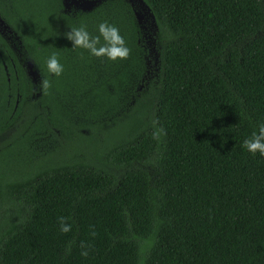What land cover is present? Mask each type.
I'll return each instance as SVG.
<instances>
[{"label": "trees", "instance_id": "trees-1", "mask_svg": "<svg viewBox=\"0 0 264 264\" xmlns=\"http://www.w3.org/2000/svg\"><path fill=\"white\" fill-rule=\"evenodd\" d=\"M142 1L151 31L129 0L90 12L0 0V161L59 143L0 173V264H264V157L241 147L264 122V0ZM101 21L119 29L125 59L64 38ZM111 109L126 132L98 152L90 131Z\"/></svg>", "mask_w": 264, "mask_h": 264}, {"label": "clouds", "instance_id": "clouds-1", "mask_svg": "<svg viewBox=\"0 0 264 264\" xmlns=\"http://www.w3.org/2000/svg\"><path fill=\"white\" fill-rule=\"evenodd\" d=\"M64 38L71 43V48L85 50L92 57L105 58L108 61L123 60L129 52L119 29L107 21H101L96 25L95 34L90 33L83 24L70 27L64 33ZM45 67L54 77H59L63 72V65L55 53L47 57ZM39 86L42 90H46L49 87V81L43 79ZM241 147L250 154H259L264 157V122L258 123L256 130L242 141ZM58 224L61 233L69 231V225L64 222L63 217L58 218Z\"/></svg>", "mask_w": 264, "mask_h": 264}, {"label": "rangeland", "instance_id": "rangeland-1", "mask_svg": "<svg viewBox=\"0 0 264 264\" xmlns=\"http://www.w3.org/2000/svg\"><path fill=\"white\" fill-rule=\"evenodd\" d=\"M102 1L103 0H101V2ZM135 6L136 5L134 4V7ZM71 9H75V8L70 6L69 9H66V11H70ZM141 13H142V19H141V24H140L141 28L145 31L153 30L154 24H153V21H152L150 15L144 11H142ZM8 30L9 29L5 30V33H4L5 36H6V33ZM90 107L91 108H88V109L90 111H92L91 113L93 114V117H97V116L100 117L102 112L107 109L106 102H103V101L100 102L99 100H96L94 102V105L90 106ZM111 110H112V114L110 115V117L109 118L107 117V118H104L103 120H101L100 123L94 125L92 127V131H90V134L93 133L96 136L95 138L98 141V143H100V145L98 146V152L100 150H102V148L107 147V141L108 140L115 139V137H119L121 135H124L126 132L125 130H126L127 124H126V122H124L125 119L122 116L123 113L121 112V113H118L116 115L115 110H113V109H111ZM116 120H118V121L116 122ZM11 157L3 158L0 161V173L5 172L6 170H13L17 166V163L15 166L14 165L15 163H13L10 160ZM29 161H32V158ZM30 163L31 162L26 163L27 167L30 165ZM24 166H25V164H24Z\"/></svg>", "mask_w": 264, "mask_h": 264}, {"label": "water", "instance_id": "water-1", "mask_svg": "<svg viewBox=\"0 0 264 264\" xmlns=\"http://www.w3.org/2000/svg\"><path fill=\"white\" fill-rule=\"evenodd\" d=\"M129 2L134 6L135 8V15L138 20V23L141 24L142 19V11L147 12V14L150 15L153 24H155L154 17L149 9V7L142 1V0H129ZM101 3V0H63V5L65 9H69L70 6H72L75 9H79L83 12H90L95 7H97ZM3 29V30H2ZM9 29V27L6 25V23L3 21V19L0 17V33L5 36V30ZM28 75L31 78V80L36 83L39 79V73L37 70H35L33 63H28Z\"/></svg>", "mask_w": 264, "mask_h": 264}, {"label": "flooded vegetation", "instance_id": "flooded-vegetation-1", "mask_svg": "<svg viewBox=\"0 0 264 264\" xmlns=\"http://www.w3.org/2000/svg\"><path fill=\"white\" fill-rule=\"evenodd\" d=\"M20 126V124H18ZM58 135L60 132L58 130H54ZM59 146V143L56 144L54 141L48 142L46 145H41L38 143L35 144L34 142H27L22 146H18L16 148H12L14 150L13 155L18 159L17 166L22 167L25 163L32 164L35 159H42L41 156L47 154L49 151H55L56 148ZM16 149V150H15ZM45 156V155H44ZM32 158V161H29ZM44 159V157H43Z\"/></svg>", "mask_w": 264, "mask_h": 264}]
</instances>
